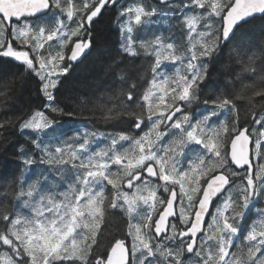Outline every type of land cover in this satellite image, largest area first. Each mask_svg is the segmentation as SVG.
<instances>
[{"label":"snow or ice","instance_id":"6c2138e0","mask_svg":"<svg viewBox=\"0 0 264 264\" xmlns=\"http://www.w3.org/2000/svg\"><path fill=\"white\" fill-rule=\"evenodd\" d=\"M116 5L117 0H0V60L17 62L35 77L42 99L19 125L24 168L4 193L16 203L0 205V246L11 253H3L5 264H264V209L248 220L264 197V105L242 124L234 102L264 99V60L257 67L258 53L248 57L243 71L256 79L242 84L239 95L221 92L200 100L223 48L244 47L241 36L257 24L264 34V0H182L170 11L142 2ZM108 7L123 21L121 52L154 57L142 93L138 82L144 76L135 66L119 69L127 91L122 87L109 97L120 103L103 116L106 123L128 118L139 135L85 130L61 140L66 133L54 117H72L75 109L57 93L73 64L91 50L94 19ZM156 16L165 24L179 20L187 32L184 51L165 43L171 37L162 34L149 40L133 35L158 23ZM193 104L204 107L191 111ZM13 123L0 121V129ZM25 130L31 135L24 136ZM102 139L107 142L100 146ZM41 165L49 174L26 180ZM115 209L128 217L125 238L100 252L102 225ZM206 216L211 219L205 228ZM242 234L244 243L235 244Z\"/></svg>","mask_w":264,"mask_h":264},{"label":"trees","instance_id":"16d2710c","mask_svg":"<svg viewBox=\"0 0 264 264\" xmlns=\"http://www.w3.org/2000/svg\"><path fill=\"white\" fill-rule=\"evenodd\" d=\"M136 1L144 3L148 9L154 6L160 11H170L171 5L182 3V0L167 5L151 2L150 0ZM152 19L158 23L143 34L144 40L162 34L166 38L171 37V40L166 39L165 43L175 42L180 51L186 49L187 32L177 18L169 19L167 24L159 16ZM120 22L116 20V8L112 7L104 9L99 18L93 22L94 39L91 50L81 62L72 68L68 78L62 82L60 91L57 93L61 99L72 103L75 109V115L72 117L60 115L54 117L62 126V131L67 133L73 131L83 132L85 130L103 133L127 132L139 135L138 131L133 132L129 126L130 121L128 118L119 122L109 121L107 123L103 119L107 108L120 103V100H112L109 97L116 96L122 87L125 92L127 91V85H122L118 78L119 69L126 68L128 63L131 62L135 66L134 71L144 76V80L138 82L140 93L148 86L147 82L152 78L149 65L154 57L141 52L139 56L133 58L121 52ZM241 39L245 42L244 47L234 46V43H230L217 56L215 65L210 70V79L202 88L200 96L202 100L215 98L221 92L229 95L230 98L235 97L240 94L242 84L250 83L256 79L250 73H245L243 68L247 64L248 57L254 52L258 53L257 67L264 60V53L261 51V45L264 44V34L260 32L257 24L255 27L248 28ZM138 51L140 50L138 49ZM115 61L123 62L117 67L114 65ZM230 79L232 84L226 85V81ZM247 95L250 96L251 93L249 92ZM120 99L123 100L124 97ZM234 102L242 124L246 119L249 122L251 121V111L254 110L259 115L261 106L264 105V99L260 97H255L250 102L245 96L236 99ZM41 103L42 99L38 91L36 78L25 75L24 69L19 63L12 60H0V121L9 118L14 120V123L10 126L0 129V205L11 206L16 203L10 195L5 196L4 193L7 191L8 181L17 177L20 170L24 168L18 154L19 145L24 143V137L20 135L19 125L33 110L38 109ZM203 107L200 109L202 110ZM68 110L70 109H66V111ZM245 113H248L247 117ZM16 117L21 119L16 120ZM232 118L229 114V123H231ZM221 119H223V116ZM215 123H219V121H215ZM29 135H31L30 130H25L24 136ZM106 142L102 139L99 144L102 146ZM96 146L93 145V148ZM25 147L30 148L31 146L25 144ZM41 171L45 172L44 165L33 166V170L26 173V180L36 179ZM110 188L111 186H108V189H106V194L109 197L111 196ZM258 209H264V197L252 209V213L248 217L249 221L257 218ZM23 211L27 212V210ZM138 211L143 214L144 209L141 208ZM127 224L128 217L124 211L120 209L109 210L105 224L102 225L103 234L98 237V251L103 252L109 249L115 239H124ZM243 236L244 234L241 235L239 240L235 241V244L244 243ZM4 252L11 254L6 246H0V264H5Z\"/></svg>","mask_w":264,"mask_h":264},{"label":"rangeland","instance_id":"374dc122","mask_svg":"<svg viewBox=\"0 0 264 264\" xmlns=\"http://www.w3.org/2000/svg\"><path fill=\"white\" fill-rule=\"evenodd\" d=\"M134 2H137V1H135L134 0ZM129 6V5H128ZM128 6H125V7H128ZM138 30V29H137ZM135 33V32H134ZM185 43L187 44V33H186V39H185ZM174 67V66H173ZM172 69V68H171ZM65 135L63 136V137H61V140H67L69 137H72V136H74L76 133H77V131H73L72 133H67L66 131H65ZM52 143H55V141H52ZM45 167V172H44V174L45 175H47V174H49L47 171H46V169H47V167L46 166H44Z\"/></svg>","mask_w":264,"mask_h":264},{"label":"flooded vegetation","instance_id":"af4514ba","mask_svg":"<svg viewBox=\"0 0 264 264\" xmlns=\"http://www.w3.org/2000/svg\"><path fill=\"white\" fill-rule=\"evenodd\" d=\"M77 1L79 2V0H77ZM129 1H130V0H121L120 2H117V5H116V6L118 7V6H123V5H125V4H129ZM95 20H96V19H94V21H95ZM91 48H92V47H91ZM69 51H70V50H69ZM88 53H89V51L87 52V54H88ZM83 58H84V57H83ZM83 58H82V59H83ZM82 59H81L79 62H81ZM79 62L74 63V64H73V68H74V67L76 66V64L79 63Z\"/></svg>","mask_w":264,"mask_h":264},{"label":"water","instance_id":"95a60500","mask_svg":"<svg viewBox=\"0 0 264 264\" xmlns=\"http://www.w3.org/2000/svg\"><path fill=\"white\" fill-rule=\"evenodd\" d=\"M157 1H159L160 2V0H157ZM169 1H174V0H169ZM213 209V208H212ZM211 209V210H212ZM209 218V216H206V218H205V221L207 222V219ZM206 224V223H205ZM199 235V234H198Z\"/></svg>","mask_w":264,"mask_h":264},{"label":"bare ground","instance_id":"6f19581e","mask_svg":"<svg viewBox=\"0 0 264 264\" xmlns=\"http://www.w3.org/2000/svg\"><path fill=\"white\" fill-rule=\"evenodd\" d=\"M6 251V250H5Z\"/></svg>","mask_w":264,"mask_h":264}]
</instances>
